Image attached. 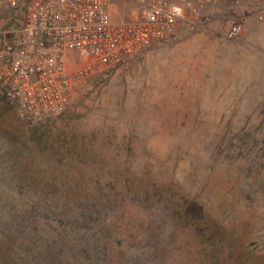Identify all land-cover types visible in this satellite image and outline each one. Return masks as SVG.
<instances>
[{
    "label": "rangeland",
    "instance_id": "obj_1",
    "mask_svg": "<svg viewBox=\"0 0 264 264\" xmlns=\"http://www.w3.org/2000/svg\"><path fill=\"white\" fill-rule=\"evenodd\" d=\"M230 2L220 0L222 12L200 28L181 26L77 82L59 115L25 122L0 96V177L21 189L17 200L122 204L113 218L124 245L101 237L89 250L97 264H134L144 223L172 220L170 203L180 194L224 226L226 264H264V29L245 12L242 35L229 37ZM134 11L130 3L112 14L119 20ZM136 185L155 193L113 194ZM48 226L38 224L36 249L13 248L15 264H46L38 248L50 241ZM167 234L155 249L148 245L144 264H204L207 251L193 232Z\"/></svg>",
    "mask_w": 264,
    "mask_h": 264
},
{
    "label": "built area",
    "instance_id": "obj_2",
    "mask_svg": "<svg viewBox=\"0 0 264 264\" xmlns=\"http://www.w3.org/2000/svg\"><path fill=\"white\" fill-rule=\"evenodd\" d=\"M130 3L135 15L113 18ZM230 8L229 37L242 35L245 12L264 29V0H231ZM221 12L220 0H0V96L25 122L59 115L77 82Z\"/></svg>",
    "mask_w": 264,
    "mask_h": 264
},
{
    "label": "trees",
    "instance_id": "obj_3",
    "mask_svg": "<svg viewBox=\"0 0 264 264\" xmlns=\"http://www.w3.org/2000/svg\"><path fill=\"white\" fill-rule=\"evenodd\" d=\"M5 180L0 177V256L1 263L15 264L17 259L11 254L14 247L27 244L25 249H36L32 239L37 237L40 229L39 223L49 225L53 229L50 241H46L43 248L38 250L46 251L44 262L46 264H97L94 260L95 253L90 252L100 241H104L116 247L124 245L120 237V225L114 220V215L122 204L118 205L116 200L92 202H78L59 204L56 202L39 203L35 201L17 200L22 197L21 189L4 184ZM155 190L154 187H143L136 185V188L127 187L115 191V197L126 196L125 193L133 192V195L142 199L149 197V193ZM99 197H103L99 191ZM113 194H111L112 197ZM127 194V193H126ZM175 195V193H173ZM177 195V194H176ZM181 200L170 203V210L176 214L171 219H151L144 223L147 228L144 246L141 249H134L131 260L134 264H144L142 257L147 254L148 245L155 249L156 240H163L168 237L167 232L172 233L175 239H180V235L186 231L194 233L196 241L200 244L203 252L207 251L203 260L204 264H226V245L225 229L215 219L208 216L200 206H193V201L188 196L180 194ZM143 200V201H144ZM102 215L103 217H100ZM109 217L111 225L103 228V224ZM116 221V222H115ZM45 230V229H43ZM120 233V234H119ZM142 244V243H140ZM205 250V251H204ZM65 251L70 252L66 255ZM37 254L41 253L36 251ZM10 253V255L8 254ZM67 256V257H66Z\"/></svg>",
    "mask_w": 264,
    "mask_h": 264
}]
</instances>
